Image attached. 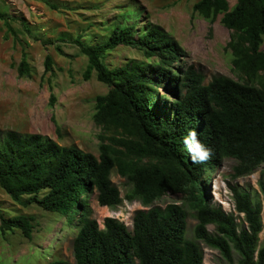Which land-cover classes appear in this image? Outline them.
Segmentation results:
<instances>
[{"label": "trees", "instance_id": "1", "mask_svg": "<svg viewBox=\"0 0 264 264\" xmlns=\"http://www.w3.org/2000/svg\"><path fill=\"white\" fill-rule=\"evenodd\" d=\"M193 10L212 23L220 18L231 31L227 46L239 79L217 75L205 83V75L193 66L177 67L186 51L164 28L151 22L140 29L136 23H117L98 44L85 42L81 35L71 41L88 58L84 79L96 72L98 80L110 87L96 96L94 120L103 130L99 156L41 133L0 131V187L14 202L59 212L79 228L73 241L74 262L54 259L47 264H203L198 240L218 249L230 263L235 250L239 264H264V239L260 240L264 169L259 190L232 188L237 216L211 203L205 183L227 157L238 160V175L253 173L264 164V0H236L232 7L229 0H198ZM15 19L0 9L7 34L18 40ZM119 45L142 51L148 61L131 59L109 67L104 55ZM56 48L63 53L59 44ZM53 67L48 54L45 72ZM18 74L25 78L32 74L25 51ZM163 82L174 99L160 95ZM55 100L51 95V104ZM191 130L213 151L207 163H192L184 144ZM114 169L129 185L124 195L112 180ZM168 193L183 194L193 210L198 220L195 239L187 237L184 204L152 206ZM93 197L111 208L125 199L148 208L135 212L132 228L113 217H106L101 227L93 216ZM75 210L76 220L71 216ZM35 228V216L10 215L0 207L2 233L20 230L31 240Z\"/></svg>", "mask_w": 264, "mask_h": 264}, {"label": "rangeland", "instance_id": "2", "mask_svg": "<svg viewBox=\"0 0 264 264\" xmlns=\"http://www.w3.org/2000/svg\"><path fill=\"white\" fill-rule=\"evenodd\" d=\"M198 0H0L1 11L16 17L12 22L17 30L18 40L7 34V27L0 20V131L16 130L20 133H41L59 144L76 145L84 151L99 156V135L102 127L94 120L96 96L106 94L110 87L99 81L96 72L89 80L84 79L88 58L79 47L71 42L81 35L87 43L98 44L107 39L117 23H136L140 29L151 22L169 32L186 51L177 67L202 72L205 83L214 76L226 75L239 79L234 70L232 51L227 44L231 31L220 21L214 23L194 12ZM231 7L236 0H229ZM52 5H56L54 8ZM22 20L30 27L29 34ZM65 38L67 41H59ZM63 53L57 50V45ZM264 48V44H263ZM26 52L32 68L30 77H20L18 65ZM50 54L54 69L45 72V59ZM137 59L147 62L142 51L131 46L119 45L104 55L109 67H119ZM151 60L157 61V58ZM160 95L174 99V94L163 82ZM51 95L55 96L51 104ZM110 134V133H107ZM238 160L224 158L209 173L206 180L207 195L212 204L221 206L227 212H234V186L259 190L258 180L264 164L255 172L238 175ZM113 182L122 195L129 189L126 179L116 169ZM183 194L168 193L157 199L152 206L165 208L168 204H184L188 210L187 237L195 239L194 227L198 220L185 203ZM94 218L100 226L106 217H113L133 227L137 210L148 207L138 200H124L116 208L102 206L96 197L91 199ZM0 207L8 214L24 213L36 218V228L31 240L20 230L2 233L0 229V264H47L54 259L74 262L73 241L79 228L70 223L66 216L51 212L37 205L24 207L14 202L0 187ZM77 219V210L72 213ZM241 219L243 215L240 216ZM264 225V205L262 211ZM215 232V226L209 225ZM264 239V227L260 240ZM204 251L203 264H239V255L234 250V262L230 263L218 249L205 242L197 241Z\"/></svg>", "mask_w": 264, "mask_h": 264}, {"label": "clouds", "instance_id": "3", "mask_svg": "<svg viewBox=\"0 0 264 264\" xmlns=\"http://www.w3.org/2000/svg\"><path fill=\"white\" fill-rule=\"evenodd\" d=\"M184 144L191 156L193 164L207 163L212 158V149L201 142L198 138L196 130L189 131V133L184 137Z\"/></svg>", "mask_w": 264, "mask_h": 264}]
</instances>
